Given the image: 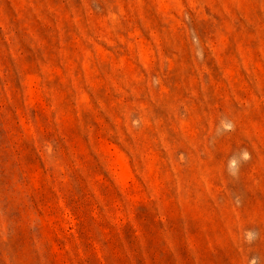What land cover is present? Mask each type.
I'll list each match as a JSON object with an SVG mask.
<instances>
[{
    "label": "rangeland",
    "instance_id": "374dc122",
    "mask_svg": "<svg viewBox=\"0 0 264 264\" xmlns=\"http://www.w3.org/2000/svg\"><path fill=\"white\" fill-rule=\"evenodd\" d=\"M0 264H264V0H0Z\"/></svg>",
    "mask_w": 264,
    "mask_h": 264
}]
</instances>
